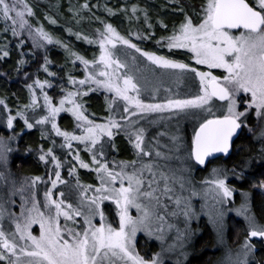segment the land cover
<instances>
[{
  "label": "snow or ice",
  "instance_id": "1",
  "mask_svg": "<svg viewBox=\"0 0 264 264\" xmlns=\"http://www.w3.org/2000/svg\"><path fill=\"white\" fill-rule=\"evenodd\" d=\"M88 8V5H83ZM111 13V9H108ZM133 12L136 8L133 7ZM202 15L199 21L194 23L192 17L185 15L183 22L174 29L172 35L163 38L169 49H187L197 65H204L208 71H198L188 64L158 56L151 52H142V55L154 65L163 69L180 70L181 72H192L199 78V92L189 99H171L164 104H146L140 99V86L135 77L128 71L127 64L121 62L113 55L112 49L117 43L126 45L141 52L136 44L121 36L111 24H105L104 30L98 33L99 39L95 41L99 44L100 55L98 60L92 61L76 56L85 68L90 63L99 68L93 70L85 79L76 81L69 77L73 84L95 85L97 89L103 88L113 93L115 98L126 102L124 112L129 111L132 106V114L137 112H158L176 109L179 111L200 110L201 122L194 130L191 139L189 157L204 165L206 159L215 153L227 154L232 145V138L237 130L245 125L248 111L255 110L257 117L264 118V0H206L201 8ZM25 15H33L31 7L23 0H0V17L6 22H11L13 35H18L19 29L27 26L31 30V25L25 19ZM55 23V21H51ZM166 27V26H165ZM8 29L6 28V31ZM38 37L53 43L52 38L42 27L35 29ZM89 43L94 41L89 40ZM9 53L3 52L7 57ZM75 55V54H73ZM22 65L25 61L21 60ZM47 64V60L45 61ZM221 69L220 76L214 75L212 70ZM48 73V68L44 67ZM49 75H54L49 73ZM39 89L43 90L45 85L51 87L47 80L41 82L39 79L33 81ZM31 99L25 109L34 108L37 104L35 89L29 85ZM91 90V89H90ZM87 95V92L68 91L58 102V106L53 104L52 99L43 93L44 106L47 115L41 116L34 121L35 124H50L56 135L62 136L65 145L71 149V141H79L88 146L92 151L101 137L107 135L112 137V129H119L121 125L111 117L106 124H95L89 120L82 111V105L77 103L78 96ZM244 97L245 99H241ZM226 102L219 105L217 111L213 112L211 102L213 100ZM115 103V99L112 101ZM241 103L245 106L241 110ZM69 107H65V105ZM0 106L7 112L6 127L13 129V122L17 116L23 119L28 129L33 128L34 123H30L28 117L23 112L18 111L16 115L11 114L4 100L0 99ZM111 107V105H110ZM61 112H71L78 122L77 127L83 128V135H74L68 131H62L56 118ZM246 126V125H245ZM260 137L264 138V131ZM15 136L0 137V165L7 167L8 157L11 153V142ZM134 148L138 157H152L151 150H146L143 141V130L135 133ZM39 157L41 161L48 162L50 158L55 164V171L49 176L51 189H55L57 184L65 183L61 178L60 169L62 167L59 159L52 153V149L43 152ZM99 155H103L102 148ZM156 157L161 153L156 152ZM76 159L80 167L88 168L89 165ZM92 163L98 165L94 170L100 178V187L92 189L91 185L84 186L77 182V187L81 191L82 199L78 206H73L66 202L65 193L59 192L60 199L53 197V192L48 189L44 193V210H41L40 201L31 195V207L22 208L21 216L14 220L15 230L6 233L3 225L0 224V247L13 256L17 252V240L24 241L20 247V252L29 257L26 264H116L117 261L123 264H159L158 259L146 260L140 256L135 249V237L137 232L144 231L151 235L153 231L162 233L160 226L165 217L161 215V210L167 208V204L162 202V198L173 199L170 193L173 188L170 186L175 182L174 174L170 175L152 163H145L143 160L130 162H120V171L109 170L106 163L97 159V152H93ZM139 163V166H137ZM128 169H131L128 171ZM155 169V170H154ZM74 172L75 169H70ZM147 173V179L145 174ZM54 176V179L52 178ZM0 178L7 181V177L0 172ZM41 181V177L29 178L25 181L29 191L36 183ZM119 181V187L116 186ZM15 183V182H13ZM210 186V191L214 192L213 199L216 204L223 205L233 196L234 189L227 184V172L223 169H212V178L205 181ZM264 187V184L261 185ZM180 187L183 188V178ZM94 191V195L87 196L89 190ZM24 187L18 191L24 192ZM23 199V196H22ZM105 200H111L117 209L119 217L118 226L113 227L107 221L105 211L101 204ZM174 203L179 207L181 198L176 197ZM131 209H135L138 215L133 216ZM184 215L189 216L190 209L185 206ZM241 214L245 215L248 222V236L241 245L240 250L235 253V259L228 258V264H252L255 247L249 241L251 238L259 237L264 240V224L257 223L255 217L248 213L245 205L241 207ZM172 215H176L175 212ZM3 210L0 209V218ZM63 217L65 224L61 226L60 220ZM77 217L83 218V227L80 230L67 227V222H76ZM224 209H216V221L222 224ZM98 223H94L97 221ZM155 222V229L153 224ZM39 225V235H33L32 225ZM171 227V225H169ZM222 231V228H221ZM163 239V236H158ZM8 259L3 252H0V261ZM8 264H18L17 261L8 260Z\"/></svg>",
  "mask_w": 264,
  "mask_h": 264
},
{
  "label": "rangeland",
  "instance_id": "2",
  "mask_svg": "<svg viewBox=\"0 0 264 264\" xmlns=\"http://www.w3.org/2000/svg\"><path fill=\"white\" fill-rule=\"evenodd\" d=\"M140 1V0H139ZM144 3L150 7L147 0H142ZM144 4V5H145ZM202 13L199 14L198 21ZM116 19V18H114ZM175 21V20H174ZM117 26H115L110 21H102L101 25L97 26L92 30V38H93V49L92 50H82L77 49V47H74L71 45V41L69 42V46L73 47V49H76L79 52H82V56H86L85 59L92 61L94 58L98 60L100 55V48L99 44L96 43L99 39L98 33L100 31L104 30L105 24H111L113 28L116 29V31L123 36L124 38L128 39L131 43H134L141 49V52H136L135 49L129 48L126 45H122L117 43L116 48L112 49L113 55L115 58H118L121 62L127 64V69H124L122 71H128L130 74H132L135 79L139 82L140 86V99L146 103V104H164L167 102L169 98L171 99H189L192 98L195 94H197L198 89H195L193 91H187L184 89V91L181 89L182 84L185 82L186 77L184 76V72H181L179 70H173V69H163L160 68L157 65H154L151 61H148L146 57L142 55V52H151L155 53L158 56H164L168 59H172L178 62H182L185 64H188L192 68H196L198 71H208L206 66L204 65H197L195 63V60L192 57V54L187 49H169L164 48L162 49L157 47H151L148 45L146 48H143V44H140L137 40V34L132 33L130 34V38L125 33V22H123L121 19H117ZM94 25V24H93ZM179 27V26H178ZM177 28V27H176ZM167 37L172 35L170 33L171 31L168 30V27H165ZM53 35H58V31L52 29L51 30ZM169 31V32H168ZM165 34V33H163ZM169 34V35H168ZM38 37V36H37ZM57 38V37H56ZM65 38V36H64ZM166 38V37H165ZM38 40H43L42 38L38 37ZM69 41V40H68ZM74 44V43H73ZM89 52V54H87ZM72 60L71 63L78 62V59H76L75 55L71 53ZM83 70L79 69L69 76L72 79L79 81L82 79H85V77L92 72L93 70L98 71L99 68L95 65H90L88 68H85L84 64L81 62ZM214 75L220 76L223 73V70L216 69L212 70ZM194 76L195 74L192 73ZM69 77L66 79H62L60 82H55L51 78H47L44 76L41 78V82L47 80L51 87L49 89H53V87H56L57 90L61 91V93H58L55 97V101L52 99L53 104L58 106V102L68 91H77L78 89L81 92H87V95L78 96L76 98L77 103L82 105V111L84 114L88 117L89 120L94 121L95 124H106L108 123V118L111 117L112 119L116 120L120 125L121 128L119 129H112L113 135L112 137H108L107 135L102 136L101 140L95 148L92 151L88 150V146L84 143H81L79 141H71L72 147L69 149L68 147L61 145H65V140L62 136L56 135L55 131L51 128L50 124L45 125H39L35 124L34 121L36 119H39L41 116L47 115V109L44 106V96L43 93H47V85H45L44 89L41 90L36 86L35 94L37 97V104L34 107L36 110H28L27 112H24V115L28 117V120L30 123H34V127L38 129V131H41L43 135L48 139V131L51 132V135L49 137H52V140H46L44 141V147L43 152H47L48 149H53L55 146L56 148H59L60 151L62 149L65 152V156L63 157V165L60 168V174L63 169L69 170L70 166L67 164L66 160L71 161L73 160L75 164L74 169L75 171L72 172V175L74 178H78L77 180H74V182L67 181L70 178L65 179L64 176L61 175L62 180L65 181V183L57 184V187L55 189H51L49 176L53 173V171L57 170L55 169L54 162L50 161L51 165V172L49 170H46L45 173L42 172V174L45 175V180L41 177V181H38L34 188L29 191L27 185L25 184V181L27 179L24 178H17L16 182H14V179L7 178V181L0 178V209L3 210V216L0 218V224L3 225V228L6 233H10L15 230V223L14 220L16 218H19L21 222L23 221V217L21 216L22 208L28 209L31 207V195H34L36 200L40 201V207L43 211V204H44V193L46 190L51 189L53 192V197L55 199H60L58 193L64 192L65 198L67 203L73 204V206H78L80 204V201L82 199L81 191L77 187V182L80 185L88 186L91 185L92 189L100 187V178L97 174V172L94 170L98 165H95L92 163V155L93 152H97V159H99L102 163L109 157L110 151L109 147H111L112 144H114L115 138H119L121 141L122 139H126V141L129 144V155L128 158H126L127 161L123 162H130L133 160L140 161L143 160L145 163H152L156 165L160 171H164L170 175L174 174L176 177L175 182L171 183V187L173 188V193H170L169 195H172L173 199L168 200L167 198H162V202L167 204V208L161 210V215L165 217L164 222L160 225L163 228L162 233H157L153 231L151 235L147 234L144 231L137 232L135 237V249L139 253L140 256L144 257L146 260L156 258L159 261V264H187V262L190 260L191 255L193 254V246L195 244V239L202 235V232L204 229L201 227V224L203 221H205L207 224H210L212 228L215 229V235H216V245L213 247L214 252L216 253V259L215 264H228V258L229 256L232 257V259H235V253H237L241 245L244 243L246 237L244 238L243 243L238 248H231L227 240L224 239L225 237V228L224 224H227L229 218L231 216H235L240 221L244 222L245 226L248 228V222L245 219V215L241 214V207L242 205H245L248 209V213L250 215H253L251 213L252 211V197L250 196L249 192L245 190H240L237 188L232 181H238V173L239 171L237 169H230L227 173V184L230 188L234 189L233 196L227 200L223 205L216 204L215 200L213 199L215 193L210 191V186L205 183L206 180H210L212 178V169L217 168L221 169L220 166H213L208 173L201 176L198 175L196 178L195 171L192 170V162L193 159L189 157V150L191 146V139L194 135V130L198 128L199 123L201 122V113L200 110H188V111H179L176 109L172 110H165V111H158V112H137L136 115L132 114V106L129 107L128 112H124V106L126 104L125 101L115 98L113 93H110L106 91L103 88L97 89L95 85H78L73 84L69 80ZM197 77V76H195ZM196 79L199 78L197 77ZM200 85V84H199ZM91 89V90H90ZM56 91V90H55ZM91 92L97 93L102 92L106 94V98H104L102 102L103 107V114L100 115L95 114L97 112H88L87 110H84V103L86 101V96L90 95ZM199 92V91H198ZM49 96V95H48ZM31 99V92L28 93V99L27 103H30ZM115 99V103H112V101ZM242 100L245 99L244 97L241 98ZM111 105V107H110ZM221 105L220 103H217L214 101L211 102V106L213 108V112L216 115H220V112L217 111V108ZM242 109L244 108V104L241 103ZM65 107H69V105H65ZM11 110V108H10ZM255 111V110H254ZM18 111L11 110L12 115H16ZM21 112V111H20ZM250 114V110L247 113V116ZM8 112H6V115L3 117H0V124L6 126V119H7ZM63 115H67L71 117L72 122L74 125H76L77 131H73L69 133H72L74 135H83V128L77 127V125L81 122H78L75 117L72 115L71 112H61L57 118L56 122L59 126V119ZM16 118L21 119L19 116ZM23 120V119H22ZM250 120V119H249ZM256 120L258 123V126L262 124L263 126L258 127L257 130L261 133L262 130H264V118H260L256 116ZM16 122V119L13 122ZM27 128V127H26ZM60 128V126H59ZM262 128V130H261ZM8 129V128H7ZM143 130V141H144V147L146 150H151L153 153L152 157H138L136 152L137 150L134 148V142H135V133H137L139 130ZM62 131H66L65 129H61ZM256 130V129H254ZM252 130H248V133L251 134ZM12 136V135H11ZM103 151V155H99V150ZM68 150V151H66ZM62 151V153H64ZM160 152L161 156L156 157L155 153ZM72 154V155H71ZM86 154V155H84ZM57 158L62 155H55ZM72 156V157H71ZM79 157V160H82L84 163H87L89 165L88 168H82L80 167L79 161L76 159V157ZM72 158V159H71ZM50 160V158H49ZM11 162L10 158L8 157V164L7 167L0 165L1 168L7 169L9 163ZM114 162H112L113 164ZM191 163V164H190ZM42 165V164H41ZM43 166V165H42ZM41 166V168H42ZM139 166V163L138 165ZM109 170L114 171H120L119 165L116 163L112 166L108 165ZM131 169H128L130 171ZM155 170V169H154ZM71 172H68L67 175L69 177ZM233 174V175H231ZM38 175L30 176L29 178L37 177ZM40 177V176H38ZM54 179V176L52 177ZM82 178V180H80ZM145 178L147 179V173L145 174ZM181 178H183V184L184 187H180ZM237 180H236V179ZM251 189L254 187L264 192V187L259 185V181H256L253 179V182H251ZM24 187V192L20 193L18 189L20 187ZM116 186L119 187V181H117ZM5 187V190H8L6 194L5 191L3 193V188ZM10 187V189H8ZM87 196L91 197L94 195L93 190H89L87 193ZM240 194V198L236 201L235 195ZM23 196V199H22ZM176 197L181 198V205L177 207V205L174 203V200ZM17 199V200H16ZM236 202V203H235ZM109 207V210L106 207ZM187 206L190 209L189 216L184 215V208ZM101 207L105 211V216L107 218V221L112 224L113 227L118 226V214L116 205L111 200H105ZM222 208L224 209V217L222 224L217 223L216 221V209ZM111 211V212H110ZM175 212L176 215H172V213ZM131 214L133 216L138 215L135 209H131ZM254 216V215H253ZM255 217V216H254ZM257 223H261L256 217H255ZM61 226L65 224V221L63 217H61L60 220ZM94 223H98L97 221H94ZM171 225V227H169ZM155 222L153 224V228L155 229ZM67 227L74 228L76 230H80L83 227V218L77 217L76 222L73 223L71 221L67 222ZM222 228V231H221ZM31 232L33 235H39V225L34 224L32 225ZM158 236H163V239H158ZM142 241H140V239ZM225 240V241H224ZM18 244L16 255L13 256L11 253H8L5 249L0 247V252H3L8 259L4 260L7 261L6 264H8V260L17 261L18 258V264H26V262L29 260V257L23 255L20 252V247L24 245V241H16ZM251 244L255 247V253L254 258L256 255V244L250 240ZM157 245L158 250L154 251L152 248L153 245ZM254 259L252 260L253 263ZM116 264H123L121 261H117Z\"/></svg>",
  "mask_w": 264,
  "mask_h": 264
},
{
  "label": "trees",
  "instance_id": "3",
  "mask_svg": "<svg viewBox=\"0 0 264 264\" xmlns=\"http://www.w3.org/2000/svg\"><path fill=\"white\" fill-rule=\"evenodd\" d=\"M147 1L150 7L142 0H23L24 3L31 7L33 12L31 16L25 15V19L31 25V30L27 26L21 30L17 25L19 34L14 36L10 27L11 22H6L0 17V99L5 101L8 109L11 108L13 111H21L23 113L27 112L30 110L25 109V105H28L27 99L30 92L28 86L32 85L36 89V85L33 84L34 80H40L46 76L58 83L62 79L68 78L73 71L76 72L78 67L83 70L80 60L76 63H71V53L75 54V57L78 55L84 59L86 56H82V52L69 46V42L71 41V45H75L74 47L81 49V51L92 50L93 43L88 41H93L92 30L101 25L102 21L107 20L117 26V19H121L126 25V36L130 38V34H137V40L140 44H143V48H146L144 45L159 49H162V47L168 48L166 41L163 39L167 37L165 26L172 33L183 22L185 15L192 17L194 23L198 22L197 17L202 13L201 8L206 2V0ZM10 2H14V0H10ZM85 4L88 5V8L83 7ZM133 7L136 8L135 12L132 11ZM108 9H111V13ZM53 20L55 23L51 22ZM38 27H42L48 33L53 43L49 44L45 40H38L35 33V29ZM6 28L8 29L7 31ZM52 29L57 30L58 35H61L59 37L56 36V38L51 31ZM4 51L9 53L7 57L3 56ZM21 60L25 61L22 65L19 63ZM46 60L47 64L45 63ZM44 67L48 68V73L44 71ZM49 73L54 75H49ZM184 73L186 79L181 89L183 91L184 89L187 91L198 89L199 91L200 85L198 79H196L197 77L192 72ZM49 88L47 85V95L51 96L55 101V97L61 91L57 90L56 87H53V89ZM106 96L102 92H91L90 95L86 96L87 99L83 104L84 110L91 113L97 112L95 113L97 115L103 114L102 102ZM32 110L36 109L32 108ZM6 112L7 110L0 106V117L4 118ZM59 126L60 129L70 132L78 130L76 125L73 124L71 117L67 115L60 117ZM47 131L49 133L48 139L34 126L31 129L26 128L22 119L16 118L13 129H7L1 123L0 137L12 135L15 136V140L10 145L11 153L9 158L11 162L7 169L0 167V172H3L7 178L14 179V182H16L17 178L25 177V179H29L30 176L34 175L43 176L42 178L45 180V175L42 172L45 173L46 170L51 172V159L47 158L48 162L46 163L41 161L39 157L43 154L41 149L43 150L44 141L52 140L53 138V136L49 137L51 132ZM253 144L250 139L246 138L244 130L233 144V152L227 164L222 159H218L213 163V166L218 165L221 169L226 170L227 173L229 168L239 171L237 177L239 179L242 178V182L236 184V186L241 191L243 189L249 192L252 197L251 213L261 223H264V192L258 191L255 187L251 189L252 185L250 184L253 179L264 183V149L261 148L259 152ZM260 144L263 145L264 142L261 141ZM128 149L129 144L126 139L121 141L119 138H115L114 144L109 147V157L104 163L112 166L115 163L120 165V162L127 161ZM62 151L64 152L63 149ZM62 151L55 146L52 149L54 155H62L61 159H59L61 164L65 156V152L62 153ZM66 161L70 166L69 170L73 169L75 165L77 166L73 160ZM112 162L114 163L112 164ZM191 166L193 168L194 163ZM69 170L67 172H70ZM245 172H248L253 178H243L242 174ZM66 174L65 172V179H68ZM69 178L70 180L68 179L67 181L71 183L78 179L73 176ZM2 191L8 194V190H5V187ZM239 198L240 194H238L237 200ZM109 207L107 206L106 208L109 210ZM201 227L204 231L201 236L194 240L193 254L187 264H215L216 253L213 250L217 242L215 229L205 221L202 222ZM224 228V239L227 240L226 242L231 248H238L243 243L244 238L248 236L244 222L235 216L229 218L227 224H224ZM253 240L256 242V255L252 264H264V240L261 238ZM152 248L154 251L158 250L155 244ZM6 262L3 260L0 261V264H6Z\"/></svg>",
  "mask_w": 264,
  "mask_h": 264
},
{
  "label": "flooded vegetation",
  "instance_id": "4",
  "mask_svg": "<svg viewBox=\"0 0 264 264\" xmlns=\"http://www.w3.org/2000/svg\"><path fill=\"white\" fill-rule=\"evenodd\" d=\"M215 100V99H214ZM213 100V101H214ZM215 102H217V103H220V102H218V101H216L215 100ZM220 104H225V103H220ZM241 109H242V106H241ZM251 118V119H250ZM250 119V120H249ZM263 124V123H262ZM262 124H260L259 126H258V123H257V120H256V114H255V111L254 110H251L250 109V114L247 116V118H246V120H245V125H242V130H241V133L245 130V133H246V138H248V139H250L251 140V142H253L254 144L253 145H255L256 146V148L258 149V151L260 152L261 150V148L262 149H264V144L262 145V144H260L261 143V141L262 142H264V138H261L260 137V133H259V130H257V128L258 127H261V126H263ZM264 128V127H263ZM252 130L251 131V134H249L248 133V130ZM254 129H256V130H254ZM261 130H262V128H261ZM264 131V130H263ZM248 141V140H247ZM232 155V154H231ZM230 155V156H231ZM230 156L228 157V158H220V159H222L223 161H224V163L225 164H227V161H229V159H230ZM61 157V156H60ZM58 158V159H61V158ZM192 159V158H191ZM218 160V159H217ZM216 161H213V162H209V163H207L205 166H199V165H197L196 163H195V161H194V159H193V162L192 163H194V167L192 168V170L193 171H195V174H196V178H197V176L198 175H201V176H203V175H205L206 173H208L209 171H210V169L213 167V163H215ZM229 170H230V168H229ZM251 170H252V167H251ZM65 172L66 173H68L67 172V170H65L64 171V169L62 170V172H61V175L62 176H64L65 175ZM243 176V178H246V179H248V178H253V176H251L248 172H245V173H243L242 174ZM66 176H68L67 174H66ZM65 177V176H64ZM68 178H69V176H68ZM236 179V178H235ZM237 180V179H236ZM233 183H234V185L236 186V184H240L241 182H242V178L241 179H239L238 178V181H232ZM252 182V181H251ZM251 182H250V184H251ZM259 184L260 185H262V184H264V183H262V181H259ZM237 187V186H236ZM243 190V189H242ZM246 191V190H245ZM258 191H259V189H258ZM237 198H238V195H235V200L237 201ZM236 203V202H235ZM246 227V226H245ZM247 228V227H246ZM247 233H248V228H247ZM256 238H259V237H256ZM253 239H255V238H251L250 240H252L253 242H254V240ZM255 244H256V242H254Z\"/></svg>",
  "mask_w": 264,
  "mask_h": 264
},
{
  "label": "water",
  "instance_id": "5",
  "mask_svg": "<svg viewBox=\"0 0 264 264\" xmlns=\"http://www.w3.org/2000/svg\"><path fill=\"white\" fill-rule=\"evenodd\" d=\"M216 101H218V100H216ZM218 102H220V103H226V102H221V101H218ZM241 130H242V128H240V129H238L237 130V133L233 136V138H232V145H231V148L229 149V152L227 153V154H223V153H215V154H213V156H210V157H208L207 159H206V162H205V164L204 165H200V164H198L195 160V163L197 164V165H199V166H205L207 163H209V162H213V161H217V159H220V158H228L231 154H232V152H233V147H234V143L238 140V138H239V136L242 134L241 133ZM192 159H194V158H192Z\"/></svg>",
  "mask_w": 264,
  "mask_h": 264
}]
</instances>
